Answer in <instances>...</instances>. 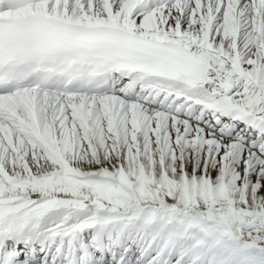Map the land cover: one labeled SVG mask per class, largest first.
<instances>
[{"label": "snow or ice", "instance_id": "obj_1", "mask_svg": "<svg viewBox=\"0 0 264 264\" xmlns=\"http://www.w3.org/2000/svg\"><path fill=\"white\" fill-rule=\"evenodd\" d=\"M0 264H264V0H0Z\"/></svg>", "mask_w": 264, "mask_h": 264}]
</instances>
